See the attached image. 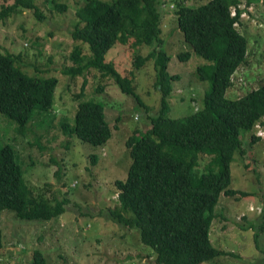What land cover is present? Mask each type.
<instances>
[{"label":"trees","instance_id":"16d2710c","mask_svg":"<svg viewBox=\"0 0 264 264\" xmlns=\"http://www.w3.org/2000/svg\"><path fill=\"white\" fill-rule=\"evenodd\" d=\"M167 2L171 1L83 0L71 35L88 47L91 56L75 46L70 55L75 65L62 72L75 75L96 66L103 76L111 75L123 93L142 104L133 88V75L119 76L105 56L117 43L131 41L135 47H152L145 57L136 56L134 64L139 68L147 60L153 61V84L161 92V108L154 114L146 111L148 126L125 141L131 162L126 178L114 180L119 205L110 208L109 215L118 224L137 228L140 241L155 253L157 264H200L229 254L211 244L210 226L221 195H247L230 185V165L236 153L244 154L241 136L247 133L251 144L264 141L257 133L258 125L264 128V79L260 86L237 98L226 96L233 73L246 62V37L234 23L240 26L241 11L247 13V6L264 0H244L243 9L239 0H207L202 4L173 0L183 42L193 55L202 58L196 66L198 81L205 87V82L209 83L201 102L189 97L193 110L183 116L168 114L173 83L179 76L169 71L172 57L162 37L161 9ZM48 3L60 13L67 9L55 0ZM19 5L32 8L39 19L43 17L33 0H15L0 9V19ZM189 51L176 56L189 59ZM35 76L21 68L20 55L0 51V113L12 119L19 130L53 103L57 78ZM98 90L104 87L100 85ZM84 93L85 87L78 98ZM175 98L178 103L188 96ZM61 127L69 136L94 146H103L112 135L104 104L92 100L79 102L74 121L62 122ZM91 158L96 162L97 155ZM68 202L66 197L51 200L35 195L14 146L0 143V220L1 211L9 209L21 220L48 221L66 212ZM32 256L34 264H45L37 249Z\"/></svg>","mask_w":264,"mask_h":264},{"label":"rangeland","instance_id":"374dc122","mask_svg":"<svg viewBox=\"0 0 264 264\" xmlns=\"http://www.w3.org/2000/svg\"><path fill=\"white\" fill-rule=\"evenodd\" d=\"M15 0H0V9ZM66 4L63 13L48 0H33L43 17L32 8L17 6L0 19V51L20 55L21 68L35 77L57 78L53 103L49 110L32 116L24 130L0 113V143L16 149L24 177L35 195L51 200L69 199L66 212L48 221L21 220L12 210L1 211L2 246L0 264H34L33 251L45 257V264H157L155 253L145 246L135 227L118 224L109 209L118 207L115 179H125L131 162L126 139L148 126L146 111L154 114L161 108V92L153 82L155 71L151 59L139 68L136 56L145 57L152 47L117 43L106 54L119 76L133 77V88L142 100L123 93L114 78L96 66L78 74L62 71L75 65L71 52L75 46L91 56L88 47L73 40L71 32L77 22L76 10L83 0H55ZM179 0H176V2ZM207 0H185L202 4ZM242 7L244 0H239ZM173 0L162 8V37L171 54L169 71L179 79L173 83L170 97L171 116H183L193 110L189 97L200 98L209 83L198 81L196 66L202 58L193 55L176 27ZM264 3L253 5L244 13L238 28L246 37V62L232 75L226 96L237 98L260 86L264 79ZM189 51L181 60L177 53ZM104 87L99 91V87ZM85 87L84 96L78 98ZM187 95L183 102L176 96ZM86 100L104 104L112 135L103 146H94L71 137L61 127L74 121L78 103ZM173 102V103H172ZM194 103L199 106L197 100ZM148 107V108H147ZM244 154H235L230 165L231 187L247 193L245 197L221 195L216 216L210 226L211 244L227 251L200 264H261L264 255V141L250 143L241 136ZM96 154V162L91 155ZM247 164V166H245ZM259 233L258 237L256 235Z\"/></svg>","mask_w":264,"mask_h":264},{"label":"clouds","instance_id":"9594fccd","mask_svg":"<svg viewBox=\"0 0 264 264\" xmlns=\"http://www.w3.org/2000/svg\"><path fill=\"white\" fill-rule=\"evenodd\" d=\"M168 1H171V0H168ZM168 3L169 2H167L165 5H164V8H167V5H168ZM241 4V3H240ZM239 4V5H240ZM243 7H244V3H242V7H239L240 9H243ZM246 9H247V11H252L253 10V5H250V6H247L246 7ZM232 15H234L235 14V12H234V10L232 9ZM244 13H246V12H244V11H241V14H240V20H243V16H244ZM234 25L237 27V29L239 28V22L237 23H234ZM260 26L261 27H264V23H260Z\"/></svg>","mask_w":264,"mask_h":264},{"label":"built area","instance_id":"2783aa9c","mask_svg":"<svg viewBox=\"0 0 264 264\" xmlns=\"http://www.w3.org/2000/svg\"><path fill=\"white\" fill-rule=\"evenodd\" d=\"M258 135L264 136V128L262 125H258V130H257Z\"/></svg>","mask_w":264,"mask_h":264}]
</instances>
